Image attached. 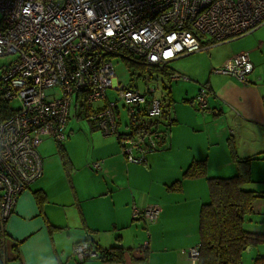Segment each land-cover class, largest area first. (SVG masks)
Wrapping results in <instances>:
<instances>
[{"label":"crops","instance_id":"0c3cea01","mask_svg":"<svg viewBox=\"0 0 264 264\" xmlns=\"http://www.w3.org/2000/svg\"><path fill=\"white\" fill-rule=\"evenodd\" d=\"M199 52L205 54L200 64L192 58L180 68L168 64L188 79L166 83L163 76L166 91L160 98L170 92L173 123L162 147L144 164L128 162L117 137L104 135L92 122L82 156L72 152L69 125L64 145L43 138L41 143L50 139L55 149L45 156L39 144L42 174L20 194L5 221L6 264H196L187 250L199 244L200 210L210 199L208 178L234 176L236 161L249 159V184L264 187L258 183L264 182V24ZM238 52H247L252 64L247 84L211 71ZM203 85L211 94L210 110L202 112L192 101ZM95 161L98 169L92 167ZM194 161H204L205 174L185 176ZM257 193L264 202V193ZM256 201L247 220L264 221V203L255 209ZM152 204L160 209L155 221L134 217V207ZM257 225L248 230L264 232ZM80 241L100 250L119 248L121 260L79 261L72 248Z\"/></svg>","mask_w":264,"mask_h":264},{"label":"built area","instance_id":"2783aa9c","mask_svg":"<svg viewBox=\"0 0 264 264\" xmlns=\"http://www.w3.org/2000/svg\"><path fill=\"white\" fill-rule=\"evenodd\" d=\"M262 24L264 0H0V56H12L0 70V219L6 221L20 194L41 176L43 138L65 139L72 105L76 110L83 101L89 121L117 137L126 160L144 164L166 136L162 126L140 127L142 119L160 118L162 102L152 83L163 82L169 62ZM112 57L140 67L146 87L119 82ZM211 71L247 84L252 64L247 52H238ZM167 79L188 78L171 71ZM210 94L206 85L199 89L192 101L199 111L210 110ZM119 101L129 117L127 131L119 130ZM159 211L152 204L134 207L133 215L153 222ZM72 251L84 261L99 258L101 250L80 241ZM187 253L195 261L198 246Z\"/></svg>","mask_w":264,"mask_h":264},{"label":"trees","instance_id":"16d2710c","mask_svg":"<svg viewBox=\"0 0 264 264\" xmlns=\"http://www.w3.org/2000/svg\"><path fill=\"white\" fill-rule=\"evenodd\" d=\"M128 64V63H127ZM130 65V64H129ZM171 70L165 69L164 75L169 76ZM162 112L159 119H142L143 131L152 127L169 128L173 123L170 118L172 100L170 92L162 97ZM3 108L4 106L1 105ZM80 107H84L83 101ZM78 107V108H80ZM135 120H140L136 118ZM135 120H132L134 123ZM238 173L231 177L208 178L210 199L203 204L199 215V244L196 264H242L243 253L249 247L264 242V232H252L246 229L245 222L253 212V201L261 195L245 188L251 182L249 177V159L237 160ZM204 161H194L184 172L185 176L197 177L205 174ZM179 182L173 184L178 185ZM38 202L40 197H37ZM5 220L0 219V264H6L10 258L6 254ZM18 243L12 245L17 250ZM119 248L102 249L100 257L108 260H121ZM253 264H264V256H257Z\"/></svg>","mask_w":264,"mask_h":264},{"label":"rangeland","instance_id":"374dc122","mask_svg":"<svg viewBox=\"0 0 264 264\" xmlns=\"http://www.w3.org/2000/svg\"><path fill=\"white\" fill-rule=\"evenodd\" d=\"M200 53H204V52H194L189 56L187 55L179 60H176V63L173 65L170 62L169 66L175 69L178 67L180 68L182 64H188L191 61L190 58H192V60L194 59V61L197 60V62L200 64L202 61L205 60V54H202V56H200L198 55ZM11 58H12L11 55L0 56V70L3 65L7 64L11 60ZM112 60L114 64L115 74L119 82L124 83L127 86H136L140 90H143L146 87V82L144 81V79H142V77L139 76L141 70L140 67L133 64L129 65L125 61L117 57H112ZM168 81H169L168 79L165 80L166 83H168ZM152 85L156 86V91L154 93L155 96L159 97L161 96V94H164V92L166 91V89H164V85L161 79H158L156 82H153ZM106 93L110 101L115 100L117 97L116 92L113 89H108ZM13 105L15 106V104ZM118 108L121 118L120 121L121 123L119 124V130L127 131L128 128H126L124 124L128 122L129 117L126 112V108L123 106L121 101L118 102ZM89 123H91V121H89L88 117L86 116L85 109H78L77 113H75L74 105H72L71 116L69 118L67 127L69 125V127L72 128L71 139H73V142L71 143V148H72V152L75 153L77 156L78 155L82 156L83 154H85L86 149L88 148L86 136L87 133L91 131L89 128ZM66 140L67 139L65 138V140H63L61 144L64 145ZM54 149H55V143L50 139H45L39 146V150H41L42 154H44L45 156H49L50 154H52ZM255 178H257L256 175ZM252 180L254 181V179ZM258 183L264 184V182H258ZM257 186L258 185H256V183L255 184L248 183L247 185H245V188H253L257 192H260L261 194L264 193L262 192L264 191V187H257ZM254 201H256L254 203L255 209L259 208V205L261 203H264L260 198H256ZM257 220L259 219L254 218V219L246 220L245 227L249 229V228H254V226H258L257 224H261L262 226L259 225L260 227L258 228L264 231V221L257 222ZM257 256H264V242H260L255 246L251 247L250 250L244 252L242 257V264H252V262Z\"/></svg>","mask_w":264,"mask_h":264}]
</instances>
